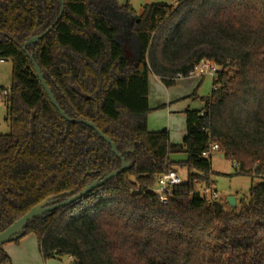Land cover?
<instances>
[{
	"label": "trees",
	"instance_id": "obj_1",
	"mask_svg": "<svg viewBox=\"0 0 264 264\" xmlns=\"http://www.w3.org/2000/svg\"><path fill=\"white\" fill-rule=\"evenodd\" d=\"M0 0V60L12 62L8 134H0V232L48 197L67 200L132 164L68 206L29 222L44 260L68 264H264V180L247 202L208 205L218 143L237 174H264V0ZM54 25V26H53ZM53 28L37 44L25 43ZM61 109L43 88L33 61ZM202 59L220 67L202 110H186V134L148 128L149 75L173 86ZM196 95V92L192 94ZM186 154L173 161L171 155ZM187 179L167 202L157 178ZM22 237V238H23ZM21 239V238H20ZM17 239L14 242H19ZM10 256L0 247V264Z\"/></svg>",
	"mask_w": 264,
	"mask_h": 264
},
{
	"label": "rangeland",
	"instance_id": "obj_2",
	"mask_svg": "<svg viewBox=\"0 0 264 264\" xmlns=\"http://www.w3.org/2000/svg\"><path fill=\"white\" fill-rule=\"evenodd\" d=\"M162 3L173 5L174 0H161ZM132 3V2H131ZM135 10L138 12L142 5H144L143 0H136L134 4H132ZM193 77H200L203 79H199L200 82L196 85V87L190 92L189 96H183L184 94H180V90L184 89L183 85L185 81H181L175 88L169 89L173 86L167 87L163 86L161 90L158 89L159 100L162 101L163 98L166 99L168 102H174L175 104L185 106L188 104H192L194 107H201L203 106V98L202 96H211L213 94V77L212 76H198L194 75ZM12 82V62L8 61H1L0 60V85L4 87H10ZM178 86H181L178 88ZM183 86V87H182ZM160 88V86H159ZM154 90L152 96V103H155V93ZM196 92V95L193 96L192 94ZM162 108H157L151 112V114L157 115L161 118L162 123L165 127H168L169 130L172 132V139L178 141L182 139L183 131L185 130L186 126V115L185 112H172L169 113L167 111L162 110ZM10 131V126L8 122V112H7V102L0 104V134H8ZM179 160L185 159L186 154H173L172 155ZM212 163V170L214 175V180L212 186L217 190L219 199L218 201L226 205L227 199L229 197H234L237 200V208H240L244 202L249 200L250 196V189L253 185L258 184L259 182L264 180V174L260 177H251L248 175H240L237 174L236 166L231 160L226 159L222 156V153L219 151H215L212 154L211 158ZM177 173H179V177L185 181L187 179V170L185 168H176ZM213 176L211 177V180ZM199 191H204L205 185L199 184L198 185ZM56 264H68L70 263L71 259L67 256L63 257L62 259H56Z\"/></svg>",
	"mask_w": 264,
	"mask_h": 264
},
{
	"label": "crops",
	"instance_id": "obj_3",
	"mask_svg": "<svg viewBox=\"0 0 264 264\" xmlns=\"http://www.w3.org/2000/svg\"><path fill=\"white\" fill-rule=\"evenodd\" d=\"M127 0H119V2L121 4H124ZM136 0H131V4H134ZM144 1V5L146 4H150V3H159L162 2L161 0H143ZM141 6V8L138 11V14L140 15L143 9V6ZM199 79H203L200 77H185L181 80H177L175 82L174 85H177L178 83H180L181 81H185V83L183 85L186 84V86H184V89H181L179 92L180 94H184L183 96H189L190 92L192 93V90L196 87V85L200 82ZM162 85L164 86V84L162 83V81L155 75L150 74L149 75V106L150 108L153 110L157 109V108H162L164 107L162 110L167 111L169 113L174 112H185L186 110H202L205 106V102L203 104V106L201 107H194L192 104H188L186 107L185 106H181L178 104H175L174 102H168L166 101V99L163 98L162 101L159 100V95H158V89L161 90L162 88L164 89V87H162ZM160 86V88H159ZM176 86H173L169 89V91H171V89L175 88ZM181 86H178V88H180ZM183 87V86H182ZM154 96H155V103H152V96L153 92ZM162 91V90H161ZM206 96H202L201 98H204ZM208 97V96H207ZM148 128L150 131L155 132V131H160L165 127L162 123L161 118H159L157 115L154 114H149L148 116ZM169 134H170V139L172 142L175 143H181L185 134H186V126H185V130L183 131V136L182 139L175 141L172 139V132L171 130H169ZM214 153V152H213ZM212 153V154H213ZM222 156H224L222 154ZM187 157V156H186ZM185 159H181L179 160L178 158H175L171 155V159L173 161H184ZM178 172V171H177ZM179 174V173H178ZM188 175V173H187ZM214 180V175H213V179ZM3 250L10 256V262L4 263V264H56L55 262L57 261L56 259H48V260H44L41 253H40V249H39V243L38 240L36 238V236L34 234H29L23 238L20 239L19 242H10L7 243L5 245L2 246Z\"/></svg>",
	"mask_w": 264,
	"mask_h": 264
},
{
	"label": "water",
	"instance_id": "obj_4",
	"mask_svg": "<svg viewBox=\"0 0 264 264\" xmlns=\"http://www.w3.org/2000/svg\"><path fill=\"white\" fill-rule=\"evenodd\" d=\"M62 11L59 17H61L63 10H64V0H62ZM54 26V25H53ZM53 26H51L46 32H44L42 35L39 36H34L32 38H30L25 45L23 46V49L26 50L27 46L32 45V44H37L39 42V40L41 39V37H43L44 35H46L52 28ZM30 59L33 61L37 76L43 86V88L45 89L46 93L48 94L50 100L52 101V103L54 104V106L58 109V111L60 112L61 116L69 121H76L71 119L67 114H65V112L61 109V107L59 106V104L57 103L51 89L49 88V86L47 85L40 67L36 64V62L34 61L33 57L30 55ZM80 123H84L87 126L91 127L92 129H94L97 134H99L108 144L111 145L112 147V152L118 156V158L121 159L122 161V166L120 169L115 170L109 174H107L105 177H103L100 180H96L90 184H88L84 190H82L81 192H79L76 195H72L70 192H66L63 193V195H69L70 197L67 200H64L62 202H57V200L54 199V197H48L46 198L44 201H42L41 203L37 204L36 206H34L30 211H28L24 216H22L21 218H19L17 221H15L12 225H10L8 228H6L4 231L0 232V247L10 243V242H14L17 239H20L23 237L24 234V230L27 226V224L29 222H33L35 218L37 217H43L45 214L56 210L58 208L61 207H65L70 205L71 203L75 202L76 200L82 198L83 196H85L86 194L90 193L92 190L104 185L106 182H108L109 180L115 178L117 175H119L120 173L128 170L129 168L132 167V164L130 162H127L124 157L123 154L119 153V151L117 150V147L115 146V144L112 142V140L106 136L105 134H103L98 128L97 126L88 120H80ZM227 202L229 203V205L233 208H235L237 206V200L234 197H229L227 199Z\"/></svg>",
	"mask_w": 264,
	"mask_h": 264
},
{
	"label": "built area",
	"instance_id": "obj_5",
	"mask_svg": "<svg viewBox=\"0 0 264 264\" xmlns=\"http://www.w3.org/2000/svg\"><path fill=\"white\" fill-rule=\"evenodd\" d=\"M220 67L214 62L202 59L198 63L194 65V67L190 70L189 76L198 75L201 77L204 76H212L213 77V91H217L221 84L218 81V72ZM185 78L182 73H178L175 76V80H181ZM10 88L4 87L0 85V104L5 103L10 99ZM220 147L218 143L212 144L210 149L204 153V156H209L215 151H219ZM184 182L177 173L176 170H171L168 173H164L157 178V183L154 191L160 196L161 201L163 203L167 202V197L171 194L173 187L175 185L181 184ZM201 194L205 197L208 205H213L219 199V195L217 190L211 185L206 187L204 191H200Z\"/></svg>",
	"mask_w": 264,
	"mask_h": 264
}]
</instances>
